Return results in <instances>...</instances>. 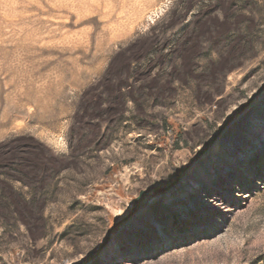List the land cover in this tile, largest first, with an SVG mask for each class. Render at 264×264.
Returning <instances> with one entry per match:
<instances>
[{"label":"rangeland","instance_id":"1","mask_svg":"<svg viewBox=\"0 0 264 264\" xmlns=\"http://www.w3.org/2000/svg\"><path fill=\"white\" fill-rule=\"evenodd\" d=\"M0 264H264V0H0Z\"/></svg>","mask_w":264,"mask_h":264},{"label":"water","instance_id":"2","mask_svg":"<svg viewBox=\"0 0 264 264\" xmlns=\"http://www.w3.org/2000/svg\"><path fill=\"white\" fill-rule=\"evenodd\" d=\"M156 191H158V192H163V190H156ZM138 202H139V199L136 200V202H135V206H137Z\"/></svg>","mask_w":264,"mask_h":264}]
</instances>
